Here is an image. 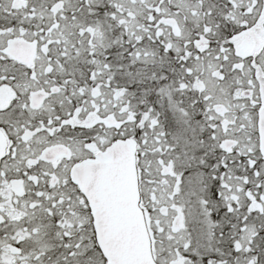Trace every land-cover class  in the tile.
<instances>
[{"label": "snow or ice", "instance_id": "snow-or-ice-1", "mask_svg": "<svg viewBox=\"0 0 264 264\" xmlns=\"http://www.w3.org/2000/svg\"><path fill=\"white\" fill-rule=\"evenodd\" d=\"M0 264H264V0H0Z\"/></svg>", "mask_w": 264, "mask_h": 264}]
</instances>
